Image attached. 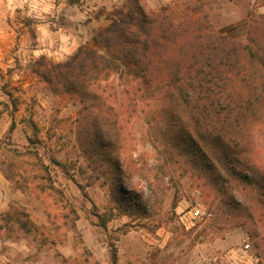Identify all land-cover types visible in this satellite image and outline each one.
I'll list each match as a JSON object with an SVG mask.
<instances>
[{"label":"rangeland","instance_id":"obj_1","mask_svg":"<svg viewBox=\"0 0 264 264\" xmlns=\"http://www.w3.org/2000/svg\"><path fill=\"white\" fill-rule=\"evenodd\" d=\"M8 1L10 20L20 33L8 53L6 77H0V108L5 111L6 104L10 109L14 103L17 111L10 134L12 146L0 144V166L12 179V192L19 190L23 194L20 198L41 196L48 202L47 223L38 234L26 238L32 251L43 249L40 264H111V253H116L117 264H264V186L251 185L227 172L228 159L218 146L195 136L193 141L179 137L180 126L173 122L164 101L139 100L131 83L112 76L115 89L110 91L115 97L108 101L120 120V134L111 139V147L92 150L90 142L97 143L92 142L84 104L55 93L32 73L40 56L62 62L79 47H95L93 32L108 24L101 10L128 6V0ZM144 1L153 11L168 8L177 19L186 7L194 8L196 18L208 31L240 46L248 45L249 37L255 39L254 27L264 33V0ZM61 3L67 7L57 8ZM38 24L45 26L47 34L61 29L71 37L64 46L59 39L44 35L38 40ZM75 36L78 42L73 50H61L70 49ZM38 44L48 51L36 57L30 50ZM5 125L1 137L5 136ZM251 126L250 151L245 155L233 152L253 161L258 174L264 175V110ZM33 133L41 142L38 154L24 156L26 138ZM203 156L227 181L225 187L223 181L211 180L213 168L210 165L207 171ZM115 158L132 172L126 189L140 197L136 198L140 213L120 214L112 201L108 178L101 172ZM50 159L62 165L52 167V171L66 183L69 198L48 189L45 179H35L44 174L41 164ZM14 202L15 208H23ZM197 208L205 210L206 217L192 218L191 212ZM105 210L115 214L105 228L88 219L98 223L96 214ZM9 226L14 229L10 236L16 237L19 230L14 220Z\"/></svg>","mask_w":264,"mask_h":264},{"label":"trees","instance_id":"obj_2","mask_svg":"<svg viewBox=\"0 0 264 264\" xmlns=\"http://www.w3.org/2000/svg\"><path fill=\"white\" fill-rule=\"evenodd\" d=\"M197 13L194 8L186 7L182 18L177 19L166 7L153 11L144 0H128V6L101 10L108 24L93 32L91 40L95 47H79L62 62L40 56L31 71L55 93L75 97L84 104L82 108L89 113L95 142L91 141L97 143L90 142L92 150L98 146L111 147V139L120 134V120L108 101L115 97L110 91L115 89V82L110 78L117 75L119 82L125 78L131 83L139 100L164 101L173 122L180 126V131L177 129L179 137L193 141L195 136L218 146L228 159L227 172L231 171L233 177L245 179L251 185L264 186V175L258 174L255 163L237 156L250 151L251 124L264 110V33L257 32L258 27H254L255 39L249 37L250 43L240 46L223 35L208 31L196 18ZM6 95L10 100V93ZM11 105L8 109L6 104L0 116L6 112L12 119L17 107L14 103ZM33 127L35 131V124ZM14 128L12 119L5 136L0 137V144L6 148L12 146L10 134ZM35 135L27 136L21 153L24 156L38 154L41 142ZM204 161L207 171L210 165L213 168L211 180L217 183L221 180L225 187L227 181L216 166L206 157ZM107 164L101 173L108 178L110 195L119 213H140L136 203V198L140 197L126 189L132 172L125 170L118 158L110 159ZM56 166L62 165L51 159L48 164H41L44 174L35 179H45L48 189L69 198L66 183L52 171ZM3 173L12 181L8 172L3 170ZM37 198L45 205L48 218L46 198ZM114 216L111 210H105L96 214L98 223L88 219L105 228ZM13 220L24 234L35 235L42 228L29 219L23 208L11 206L0 215V229L9 236L14 231L9 226ZM75 228L73 224L72 229ZM110 262L117 264L116 253H111Z\"/></svg>","mask_w":264,"mask_h":264},{"label":"crops","instance_id":"obj_3","mask_svg":"<svg viewBox=\"0 0 264 264\" xmlns=\"http://www.w3.org/2000/svg\"><path fill=\"white\" fill-rule=\"evenodd\" d=\"M62 5L67 7V4H60L57 8L61 9ZM10 3L8 0H0V77H4L7 69L10 67L8 53L16 42V37L20 33H17L15 23L10 20L12 13H10ZM47 31L43 24L37 25V38L38 40H43V37L51 39H59L60 43L65 44L70 34L64 32L61 29L55 31H50L47 36ZM41 35H44L43 37ZM26 35L23 33L22 38ZM72 41L71 50L66 49L67 47L61 48L63 51L71 52L78 42L77 37L75 36ZM64 46V45H63ZM73 47V48H72ZM31 53L33 56H38L45 54V51H48L46 47H41L36 45L31 48ZM6 77V76H5ZM0 111L1 108H0ZM13 119V116H12ZM11 116L6 112L2 113L0 116V133H2V127L4 122L5 132L11 122ZM8 123V125H7ZM1 137V135H0ZM11 182L7 180L3 173V168L0 166V215L6 213L10 210L11 206H16L17 204L14 201H18L21 207L29 215V219L37 226L41 227L47 223V215L45 213V205L38 198H20L22 194L19 190L12 192ZM23 195V194H22ZM29 234H24L23 232H17L16 237H12L6 234L4 229H0V264H40L42 261L41 249L31 250L27 243V237ZM42 244H39V246ZM43 247L45 245L43 244ZM35 253V254H34Z\"/></svg>","mask_w":264,"mask_h":264},{"label":"built area","instance_id":"obj_4","mask_svg":"<svg viewBox=\"0 0 264 264\" xmlns=\"http://www.w3.org/2000/svg\"><path fill=\"white\" fill-rule=\"evenodd\" d=\"M206 212L205 210H203L202 208H197L194 211L191 212V217L192 218H197V219H203L204 217H206Z\"/></svg>","mask_w":264,"mask_h":264}]
</instances>
